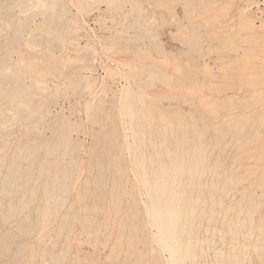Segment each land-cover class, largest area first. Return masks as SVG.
Returning <instances> with one entry per match:
<instances>
[{"label":"bare ground","instance_id":"obj_1","mask_svg":"<svg viewBox=\"0 0 264 264\" xmlns=\"http://www.w3.org/2000/svg\"><path fill=\"white\" fill-rule=\"evenodd\" d=\"M30 1L32 2V4L29 3V6H21V13L28 15V13H30L31 11L37 12L39 10L45 9L46 7L49 8V10L46 9L47 12L51 10H58L60 12V15L63 17H65L68 13L66 9L67 6H65L63 0H50L48 2L46 0ZM233 1L234 0H230L229 2L233 3ZM13 2L15 1L13 0ZM66 2H68V0ZM126 2L131 3L130 0H78V7L82 10L91 11L93 8H100L101 6H106L107 8H117L122 4H126ZM173 3H181L186 9L188 8V6L193 4V0H159L157 2L158 7H165L168 10H172V8H170V4ZM199 3V5L206 3L212 5L216 3V0H200ZM253 4L254 3L251 1V3L249 2V4L247 5V7L244 6V8L242 7L243 9L241 8V11H237V13L240 12V14L238 15V18H240L238 20L240 21L237 25H235L233 19L230 16L228 18L227 11H229L230 8H226L217 10V14L207 16L205 19L203 18V14L200 15L204 19L205 24L201 25L203 23L202 22L200 25L197 24L196 27L192 26L196 29L200 27H206V29L208 28L210 31L206 34L210 35V37L213 38V40H208L206 42L208 44L209 50L206 49L205 51L207 52H205L204 57H202L206 59H204L201 65L197 66L201 69L200 73L202 74L204 81H195L197 87L193 88V90L174 87V79L172 78V75L169 74V72L173 73L175 71L176 73V70H170L168 72V68L171 67L169 66V63L167 61L159 60L153 56L147 55V53H144L141 50H137L136 52V54L139 56V59L141 60H139L140 63H137L133 60H129L126 62H124L125 60L122 61V64L126 65V67H130V70L134 69L139 72L138 75H141V71L146 72V81L148 84L153 82V79L156 76L160 77L161 82L165 88H159L160 90L151 92L143 90L140 87H138L137 90H134L130 83L127 81V83L119 90L120 93L118 94V98L120 97L119 99L121 100H131V102L127 105L126 112L124 111L126 114L124 116H127L130 119L129 123L132 124L131 122L133 121V119H135L136 116L140 117V123L138 124V126L135 124V127H138V134L137 136H133L134 148L138 150H152V152L150 153L141 152L135 158L132 157L131 163L133 165V160L135 159L136 169L138 172H140V175H138V177L136 178H139V181L141 183L140 187L141 189L142 187L144 188V190L142 189L144 191L142 193H145V198H147V202L140 203L143 205L144 210L147 213L148 221L143 222V224L141 225L140 223L136 224L135 222V225L132 227L134 230L131 228L134 231V236H125V231L126 229H128L127 225L121 224L116 220V215L118 214V212L121 213V211H118L119 203H121V200L118 197L114 196L112 200H110L111 198H109L110 201L109 203L107 202V208L99 209L96 207L91 209H78V212L80 213L101 212L104 214L102 220L99 223H96L92 218H83L85 233L88 236L87 241H92L95 245H102L103 247H106L111 235L116 233V237L113 238L114 246L112 248L111 246H108L110 247L108 254L109 257H113L115 259L111 264H120V258L122 259L121 264L129 263L131 261H134L135 264H144V262L145 264L161 263L162 260L158 258V256L160 257L161 255L158 254L157 256L155 254H152L150 250L149 251L151 255H149L147 252L138 249V246L140 244L144 243V245H147L145 233L148 225H150L149 227L154 228L157 234L158 238L157 240H155L156 242L159 241V244L157 243V246H161L160 248L167 252L169 256V264H225L226 262L230 264H246V259L248 258L247 250L249 247V245L246 243L247 241L251 240L256 230H258L259 235L257 241L254 244V249L256 250L257 259L261 263H264V207L262 205L264 201V22H261L259 26H256V15L254 16L252 13H249V7ZM132 5L133 10L136 13V22H134L131 26H138L140 30L145 31L149 24H138L139 20L141 19L140 14L142 12L140 3L137 1H132ZM225 5L229 7L227 1ZM8 7L9 3H7L5 0H0V21H3V25H0V37H3L5 39V42L7 43V46L4 49L2 48L4 51V55L0 58V102L4 103V105L0 106V186H2V194L4 192L6 193L7 189H15L16 191L17 189L22 188V186L26 185L31 180L32 174L30 173V170L34 165L33 161L35 155L39 151V148H41L32 143L18 145L14 150L15 153L13 152L14 157L10 158L8 166L4 167L7 155L6 151L11 148L5 140V137L8 135L7 130L11 127L19 126L20 132L26 135L27 133H29V131L31 132V129L29 130L27 126L23 125V123L21 122L22 119L32 117L43 118L46 113H49V111L47 110V105L44 102L45 99H42V96H44V94L46 93V78L47 76L51 77L50 75H61L64 71V68H66L65 66L67 65L66 63H63V60H66L65 58L63 59L61 57L57 59L50 49H47L42 57L38 58L36 49L39 48L37 45V38L43 32V27H36L38 24H34L32 22L34 24L32 25L34 28L32 27L30 32H27L26 20L19 19L14 24V21L12 20L13 18L7 19L4 17L5 10H8ZM19 7L20 6H18L17 8L19 9ZM33 9L37 11H34ZM216 9H219V7ZM204 10H206V8ZM9 11H11V9ZM212 11L215 12L214 9ZM165 12L167 14V10ZM24 14L22 16H24ZM198 15L195 16L198 18L193 17L194 21L202 19L199 18ZM172 19H174L173 16ZM68 21L69 25L65 30V33L52 30L50 31L48 29L49 31L46 32L47 39L59 41L62 48H64L67 44L72 45L73 47H71L74 49V51H78L77 54H79V51H83V49H87L86 51L89 52L93 48V46L91 48L89 45V32H87L84 27L86 25L83 23L82 24L84 26L79 25L78 22L73 20ZM153 23L155 24L156 22L153 21ZM178 25L180 27L179 37L182 40L183 44L186 43L194 45L196 43H199L200 41L195 39V37H203V34L197 33V31H194L193 29H191L190 32L189 27L181 25V23H178ZM12 26H14L13 33H11L9 36L5 35L7 29H10ZM82 31V36L87 43L84 45V47H80V44L78 45L77 43H74V41L77 40L76 36L79 35V33ZM25 33H27V42L26 44L23 42L25 45H23L25 51L21 54V56L17 53L19 58L18 56H16L17 60L15 59L16 61L14 63H8V60L6 61L5 58L8 57L10 52L12 51L11 47L14 46V44ZM190 35H194L193 40H190ZM208 35L207 37H209ZM218 37H224L225 39L218 40ZM152 38H154V35L152 36ZM118 39L119 38L116 37L114 41H117ZM153 40L154 39H152V41ZM155 47L157 49V54H167V52L163 50V48H161L159 44H156ZM18 48L16 47V49ZM13 52H11V55ZM92 52V56H94L95 52L93 49ZM197 52H201V48H199ZM197 54L199 56V53ZM146 59L149 60L148 63H145ZM67 60L65 62H67ZM78 60L81 61V63ZM78 60V63H76V60L73 61V63H75V65L79 63L82 64L84 58H80ZM180 67L181 66H179V68ZM85 68L87 70H91L92 66L90 68V66H88L87 64ZM186 68L190 69L189 67ZM179 70L182 71V69ZM60 77L61 76H59V78ZM89 79L90 77H88V75L83 76L82 80L79 83L77 82V85L80 86L82 84L85 90H89L88 92H91L90 89H93V86L91 88V82L89 81ZM25 80L28 81V84L24 83ZM142 83L144 84L145 82ZM68 86L71 87V85ZM51 93H53V91ZM188 94H191L192 97L194 96L195 98L200 100L198 101V108L200 109L202 107V112L207 111L208 127H205V129L191 128L189 124L193 123V121L189 123L188 121L180 117V115H176L175 113H172L171 115L167 112L159 111L160 109H158V112L155 113L150 105L145 104L144 101L145 98L151 100H171L172 98H175V100H183L182 102L194 100L190 99L191 95ZM50 97L53 96L51 95ZM36 100L37 103L34 104V101ZM46 100L49 101L48 99ZM201 100L206 101V103ZM200 102L206 105H204L203 107V105H200L202 104ZM84 104H86V102ZM205 106H207L208 110L203 111V108L204 110L207 109ZM121 110H119V112ZM124 112L122 114H124ZM156 117H159V122L156 121ZM254 117H256V121H253ZM157 123L162 124V127H154ZM36 124L38 125L39 123ZM66 124L67 125L64 124L63 126H68V123ZM34 126L35 125H32L33 128ZM205 131H209V138L207 142L202 143V133H204ZM38 135H41L40 132ZM25 139L28 138L26 137ZM252 139L255 140V142ZM62 141L64 140L62 139ZM65 141L63 142L64 144H66V146L64 145L66 147L65 150L68 151L69 147H71V143L73 142L69 139L68 141ZM44 142L46 141L44 140ZM17 143L18 142H16V144ZM77 143L76 145H78ZM45 144L44 146H46L48 143L46 145ZM57 144L58 145L55 148H46L47 151L50 153L52 149L57 150V148L59 147V141L57 142ZM76 145L74 144V146ZM70 150H73V148ZM122 155L124 154H119L114 160L115 164L118 162L116 164V167H118L120 160L123 159ZM22 161H25L24 163H27L28 166L23 168L21 166ZM51 164H47V166ZM80 166L77 165L76 162L72 159V161H70V167L67 170L64 169L61 178L56 176V173L53 174V177L56 176L54 182L51 184H47L45 189V193L47 195L52 192V195L48 198V205H46L48 206L47 208L57 210L60 206L63 205V203L65 202L63 196L67 195L71 188H74L72 187L73 185H76V183L73 182V176L75 171ZM3 168L6 169L7 172L4 175L1 174ZM59 170L61 171V169ZM117 170L119 171L116 174L120 173V177L118 179L122 180V176L124 175L125 171H121L123 169L119 168ZM47 173H50V170H48ZM205 176L208 177V184L207 189L204 192L202 188H204L205 185L203 184L202 178ZM77 178L78 177H76V179ZM82 179L83 178H81L80 180ZM78 180L79 178L76 182H78ZM84 181L86 182V180ZM32 182L34 183L35 181L32 180ZM129 183L130 181H128V184ZM140 183H138L137 185H140ZM42 184L44 183L42 182ZM85 184L88 185V182H86ZM93 187L96 186L93 185ZM112 187L115 190L124 192L123 184H121L120 182L112 183ZM75 190L79 189H77L76 187ZM131 190L132 191L130 195L134 199L135 189L131 187ZM126 191V195H128V190L126 189ZM29 194L32 195L33 193ZM45 196L46 195H44V201ZM75 196L77 197L76 199L78 201L79 197L77 193ZM203 196H205V198H203ZM4 197L6 198V196H2V198ZM82 198L83 195L81 196V199ZM73 199L76 200L75 198ZM139 200H141V198H139ZM28 201H26L24 204H21L22 207L19 206L21 208L20 212L27 210V206L29 203ZM79 202L80 201H78L77 203ZM140 203L135 204L134 220H137L136 215L139 214L138 207L140 206ZM12 204L13 203H11V201L8 202V207L6 208V211L10 216L7 217L4 214H0V217H2L5 223H7L9 219H12V217L16 215V206H13ZM0 213H2V210L0 211ZM18 216L16 218H18ZM48 216L51 215L48 214ZM59 216L61 217L62 215ZM255 216H258L257 220L255 219ZM68 219L69 217L66 215L60 219V223L62 225L60 229L57 228V230H59L60 232V235L63 233L64 226L67 224ZM14 221H16V219ZM36 222L38 221H35V223ZM35 223L34 227H38L37 225H35ZM217 223H219L222 227H225L226 231L222 228H216L214 224L216 225ZM20 226L21 225L18 224L16 226V230H18L19 232H21L22 230ZM45 226L44 228H46ZM103 230L105 232H103ZM28 231L31 232V230ZM28 231L26 230V232ZM113 231L116 232L113 233ZM107 232L108 234L104 235V233ZM201 232L203 233V237H201ZM227 233L230 234L232 239L238 244L232 249L231 252L226 253L222 249L216 248V238L219 237V239L223 241ZM29 234L32 235V232ZM75 234L77 235L78 233ZM102 234L103 238L100 237V235ZM150 235L154 236L151 233ZM152 236L149 237L152 238ZM52 238L54 237L52 236ZM9 239L11 238L9 237ZM63 240V250L59 251L57 255L50 254L49 264H62L63 262H66L68 260V252L71 249V242L74 243V241H71L70 234H67ZM38 243H40V241L37 242V245ZM157 251L158 250L156 249V252ZM40 255L42 256L43 254ZM76 259L77 258L70 260L68 264H82L85 262L82 261L81 263L79 259ZM202 259H206V261L199 262ZM41 261L43 262V260ZM85 264H99V262L97 260H87Z\"/></svg>","mask_w":264,"mask_h":264},{"label":"rangeland","instance_id":"obj_2","mask_svg":"<svg viewBox=\"0 0 264 264\" xmlns=\"http://www.w3.org/2000/svg\"><path fill=\"white\" fill-rule=\"evenodd\" d=\"M5 1L9 3L8 10H5V14H4L5 18L7 19L13 18L12 20L14 21V24L19 19L26 20V25H27L26 31L27 32H30V30L33 27L32 25H34L35 23L38 24L37 26L35 25L36 27H43L42 28L43 32L37 38L38 39L37 45L39 47V48H36L38 58L42 57V55L44 54V52H46L47 49H50L52 50L53 55L57 59L62 57L63 59L65 58L66 60L67 59L68 60L67 62H65L66 60L61 59L64 61L63 63L67 64L65 66L66 68H64V71L62 72L61 75H58V74L50 75L53 79L48 76L46 78V81H47L45 83L46 93L44 94V96H42V99L43 100L45 99L44 102L47 105V110L49 111V113L48 114L46 113L43 118L32 117V118L22 119L21 122L23 123V125L27 126L29 130L31 129V132L29 131V133H27L26 135L20 132L19 126H14V127H11L10 129L7 128L8 135L5 137L6 138L5 140H6V143L9 145V147L11 148H9L10 150L8 149V151H6L7 155H6L4 167H7L10 162V158L14 157V153H15L14 150L18 145H22L25 143H32L34 145H37V147L39 146L41 148H39V151H38L39 153L37 152V154L35 155V158L33 161L34 165L32 166L30 170V173L32 174V178L29 181L30 184L28 182L26 185L22 186V188L17 189L16 191L15 189L13 190L7 189L6 193L5 192L3 193L5 195L2 194V191H1L2 186H0V202H1L0 209L2 210V213L0 214H4L7 217L10 216L6 211V208L8 207L7 206L8 202L10 201L11 203H13L12 204L13 206H16V209H17L16 215H14L12 219H9L7 223H5L2 217H0L1 219L0 222H4V223H0V264H39V263L49 264V255L50 254L57 255L59 251L63 250V244H64L63 239L65 238L67 234H70L71 241H74V243L71 242V249L68 252V260L66 262H63L62 264H68L70 260H73L75 258H77L76 260L79 259L81 263L82 261H85L82 264H85L87 260H97L99 264H111L115 259L113 257H109L108 254H109L110 247L108 246H111V248L114 246L113 238L116 237V233H114L116 231H113L114 234L111 235L110 240L108 241V244L106 245V247H103L102 245H95L94 242L92 241H87L88 236L85 233V228L83 225V218H87V217L89 219L92 218L95 220L96 223H99L102 220L104 214L101 212H97V213L81 212L80 213L78 212V209L82 210L84 208L91 209V208H96V207L99 209L107 208L108 207L107 202L109 203V201L112 200L114 196V197H118L121 200L120 201L121 203H119V207H118V211H121V213L118 212V214L116 215V220L117 222H120L121 224L127 225L128 229H126L125 231V236H128V235L131 237L134 236V231H133L134 229L132 227L135 225V222L136 224L140 223L141 225L143 224V222L148 221L147 213L144 210L143 205L141 204V203L147 202V198H145V193L144 194L142 193L144 192L143 191L144 188L142 187L143 190L141 189L140 187L141 183L139 181V178L138 179L136 178L138 177V175H140V172H138L136 169L135 159L133 160V165L131 163H132V157L135 158L141 152L150 153L152 152V150L151 149L138 150L134 148L133 136H137L138 134L137 126L140 123V117L136 116L135 119H133V121L131 122L132 124L129 123L130 121L129 117L124 116V115H126L125 114L126 108H127V105L131 102V100L130 99L121 100L119 99L120 97L118 98L119 96L118 94L120 93L119 90L122 88V86H124L127 83V81L130 83V85L132 86L134 90H137L138 87H140L143 90L151 92V91H156V90L165 88L161 82L160 77L156 76L153 79V82L151 83L149 82L150 84H148L146 81L147 80L146 72L141 71L140 73L141 75H138L139 72H137L134 69H131L133 71L132 73V71L130 70V67L128 66L126 67V65H123L122 61L125 60L124 62H126L129 60L130 61L133 60L137 63H140L141 60L139 59V56L136 54V52L137 50H141L142 52L147 53V55L153 56L159 60L167 61L169 63V66L171 67V68H168V72L170 70H176V73L175 71L173 72L174 74L169 72V74H171L172 78L174 79V87H181V88L193 90V88L197 87V84L195 81H198V82L204 81V78L202 74L200 73L201 69L197 66L201 65L204 59H206V58H202L204 57L205 52H207L205 50L206 49L209 50L208 44L206 42L208 40L209 41L213 40V38H211L210 35L206 34L210 30L208 28L206 29V27H200L196 29L195 27L197 26V24L200 25L203 22L201 25H204L205 24L204 19L207 16L217 14L216 13L217 10L230 8V10L227 11L228 18L230 16L233 19V22L235 23V25H237L238 22L240 21L238 20L240 19L238 18V15L240 14V12L237 13V11H241L242 7L243 8L244 6L247 7L249 2L251 3L252 1L254 4L249 7L250 8L249 13H252L254 16L256 15L255 24L256 26H259L261 22H264V2L263 0H234L233 3H231L229 2L230 0H216V3L212 5L208 3L199 5L200 0H193V4L188 6V8H186L187 10L184 8V6L181 3L170 4V8H172V10H168L165 7H160V6L158 7L157 2L159 0H130L131 3L126 2V4H122L121 6L117 8H113V7L107 8L106 6H101L100 8H93L91 11H86L78 7V0H68V2H66L67 0H63V3L65 4V6H67L66 9L68 12L67 15L63 17L60 15V12L58 10L57 11L51 10L47 12V10H49V8L47 7L42 10L38 9L39 11L33 9L34 11H37V12L31 11L27 15V14L21 13V6L22 5L29 6L30 4H32L30 0H23V1L14 0L15 2H13V0H5ZM46 1L48 2L50 0H46ZM132 1H137L141 5V9H142V12L140 14L141 19L139 20L138 24L139 25L149 24L148 27L145 29L146 33H148L149 35L146 34L145 31L140 30L138 26H131L134 22H136L135 20L136 13L133 10ZM204 1H208V0H204ZM226 1H227V4H229V7L225 5ZM18 6H20L19 9L17 8ZM218 7L219 9H216ZM205 8L206 10H204ZM237 8H240V9H237ZM10 9L11 11H9ZM164 9L167 10V14L165 12L166 10ZM213 9L215 12L212 11ZM23 14L24 16H22ZM202 14L204 15L203 16L204 19L202 18V16H200ZM197 15L199 16V18H202V19L194 21L193 17ZM172 16L174 17V19H172ZM195 18H198V17H195ZM68 20L76 21L79 23V25H83V24L86 25V26L84 25L83 26L85 27L87 32H89V37H90L89 45L91 48L93 46L92 49L95 52L94 56H92L93 52L91 48H90L91 50L88 49L90 50L89 52L86 51L87 49H83V51L81 50L79 51V54H77L78 51H74V49L72 48L73 47L72 45L67 44L64 48H62L61 43L59 41L57 40L53 41L51 39H47L46 32L49 30L65 33V30L67 29L69 25ZM153 21H155L156 23L154 24ZM178 23H181V25H185L189 27V31L193 29L194 31H197V33L203 34L202 35L203 37H199V38L195 37V39H197L198 41L200 40L199 43H196L194 45L186 44V43L183 44L182 40L179 37L180 27ZM0 25H3V21H0ZM192 26H195V27L193 28ZM13 31H14V26H12L10 29H7L5 35L9 36L11 33H13ZM82 33L83 31L80 32L79 35L76 36L77 40L74 41L75 44L76 43L78 45L80 44L79 45L80 47H84V45L87 44L82 36ZM26 34L27 33H25L14 44L15 47L14 46L11 47V50H12L11 52L13 51L14 52L12 53V55L10 52L9 56L5 58L6 61L8 60L7 61L8 63L10 64L14 63L17 60L16 56H18V54L21 56V54L25 51L24 43L26 44L27 42ZM153 35H154V38H152ZM207 35L209 37H207ZM116 37L119 39L117 41H114ZM190 37H189L190 40L194 39V35H190ZM152 39L154 40L152 41ZM217 39L223 40L225 38L218 37ZM156 44H159L161 48H163V50L167 52V54L165 55L157 54V49L155 47ZM6 46H7V43L5 42V39L3 37H0V58L4 55L3 49ZM16 47L17 48L19 47L20 49L19 48L16 49ZM199 48H201V52H197ZM197 53H199V56ZM188 56H190L191 59ZM80 58H84V61L82 62V64H80L81 61L78 60ZM73 59L76 60V63H78V61L80 63L75 65V63H73V61L75 60ZM93 61H94V64H93ZM68 62L70 63V65ZM148 62L149 60L146 59L145 63H148ZM87 64L88 66H90V68L92 66L91 70H87L85 68ZM179 66L181 67L179 68ZM185 66L189 67L190 69H187ZM179 69H182V71H180ZM195 69H196V72H195ZM84 70H87V71H84ZM87 75L88 77H90V79H92V80L89 79V81L91 82V88L93 86V89H90L91 92H88L89 90H85L82 84L80 86L77 85L82 80V77L87 76ZM59 76L61 77L59 78ZM142 82H145V83L143 84ZM24 83L28 84V81L25 80ZM68 85H71V87ZM52 91L53 93H51ZM48 93H50L53 97H50L51 95ZM188 95H191V94H188ZM46 99H48L49 101H47ZM190 99H194V100L182 102L183 100L182 101L175 100V98H172L171 100L170 99L169 100L168 99L151 100V99L145 98L144 101H145V104L150 105V107L153 109L155 113L158 112V109H160L159 111H164L171 115L172 113H175L176 115H180V117H182L189 123L193 121V123L189 124L191 128L205 129V127H208V116H207V111H206L208 110V108L207 106H205L207 109L204 110L203 108V111H206V112H202L201 111L202 107L200 109L198 108L199 107L198 101L200 100H198L194 96L192 97V95ZM85 102L86 104H84ZM203 102L206 103V101H203ZM36 103H37V100L34 101V104ZM1 105H4V103L0 102V106ZM200 105H203L204 107V105L206 104L202 103ZM119 107L120 108L122 107L121 108L122 110ZM118 109L121 111L119 112ZM195 111L198 113H196ZM123 112L124 114H122ZM156 121L159 122V117H156ZM253 121H256V117L253 118ZM36 123H39V124L37 125ZM66 123H68V126H63L64 124L67 125ZM135 124L137 125L136 127H135ZM32 125H35L34 128L32 127ZM160 126L162 127V124L157 123L154 127H160ZM39 132L41 135H38ZM61 134H63L64 136ZM33 135H36V136H33ZM26 137L28 139H25ZM208 138H209V131H205L204 133H202L201 142L202 143L207 142ZM62 139L64 141L65 140L68 141L69 139L73 142L71 143V147H69L68 151L65 150L66 144L63 143L64 141H62ZM44 140L46 142H44ZM53 140H54V143H53ZM56 141L57 142L59 141V147L57 148V150L52 149V151L49 153L46 148L48 147L55 148L58 145ZM253 141L255 142V140ZM16 142L18 143L16 144ZM45 143L46 144L48 143L49 145L48 144L46 145ZM76 143L78 145H76ZM44 144L46 146H44ZM74 144L76 146H74ZM72 148L73 150H70ZM132 149L134 153L132 152ZM119 154H124V155H122L123 159L120 160L118 167H116V164L118 162L115 164L114 160ZM72 159L76 162L77 165L79 166L81 165L75 171L74 176H73L74 177L73 182H75L76 185H73L72 187L74 188H71L68 194L63 196V199L65 200V202L57 210L47 208L48 206L46 205H48L47 204L49 200L48 198L49 196L52 195V192H50L49 195L45 193L46 185L53 183L56 176L61 178L62 172L64 171V169L67 170L70 167V161H72ZM24 162L25 161H22L21 163V166L23 168L28 166V164ZM49 162H51L52 164ZM47 164H51V165L47 166ZM35 166H38V167H35ZM118 168L123 169L121 171H125L124 175L122 176L123 177L122 180L118 179L120 177V173L116 174L119 171L117 170ZM124 168H127V169H124ZM26 169H29V168H26ZM47 169L50 170V173H47L48 171ZM59 169H61V171ZM6 173H7L6 169L3 168L1 171V174L4 175ZM54 173H56L55 177H53ZM76 177L79 178L78 182H76L78 179V178L76 179ZM33 178H36V179H33ZM81 178H83L82 179L83 181L80 180ZM32 180H34L35 182L33 183ZM84 180L88 182V185L85 184L86 182ZM128 181H130L129 184H128ZM202 181H203V184L205 185V187L202 189L205 192L207 189L208 177L207 176L203 177ZM42 182L44 184H42ZM114 182H120L121 184H123L124 192H120L118 190L113 189L112 183ZM138 183H140V185H137ZM93 185L96 187H93ZM75 186L79 190H75L76 189ZM131 187L135 189L134 199L130 195L132 191ZM126 189L128 190V193H127L128 195H126V192H127ZM29 193L31 194L33 193V194L30 195ZM76 193L79 197L78 198V201H80L79 203H77L78 202L76 199L77 197L75 196ZM81 194L83 195L82 199H81V196H82ZM44 195H46L45 201H44ZM2 196H6V198L5 197L2 198ZM31 196H32V199H31ZM73 198H75L76 200H74ZM109 198L111 199L109 200ZM139 198H141V200H139ZM203 198H205V196H203ZM26 201L29 202L27 206V210L20 212V209H21L20 207H22L21 204H24ZM44 202H45V205H44ZM136 203L138 204L140 203V206L138 207L139 214L136 215L137 220L136 219L134 220ZM262 205L264 207V201ZM125 208L126 209L129 208V209L126 210ZM60 210L63 212H61ZM48 214H50L51 216H48ZM59 215H62V216L60 217ZM65 215L68 216L69 219H68L67 224L64 226L63 233L60 235V232L59 230H57V228L60 229L62 225L60 223V219L64 217ZM17 216L18 218H16ZM55 217L58 218L59 220L56 219ZM257 218L258 216H255L256 220ZM15 219L16 221H14ZM45 219L48 225L46 224ZM41 220H43L44 222ZM35 221H38L36 222L38 224H36ZM34 223L38 227L36 226L34 227ZM80 223L82 227L80 226ZM17 224L21 225L20 226V228L22 229L21 232L16 230ZM44 226L46 228H44ZM149 226L150 225H148V227L146 226L147 229L145 233L147 245H144V243L140 244L138 246V249L141 251L147 252L149 255H151L152 253L158 256L159 254L161 256L160 257L158 256V258L162 260L161 263L159 264H169L170 262L168 260L169 256L167 252L164 251L162 248H160L161 247L160 245H159L160 247L157 246L159 244V241L157 242L155 241L158 238L157 234L154 228L149 227ZM214 226L216 228H222L223 230L226 231V228L222 227L219 223H217L216 225L214 224ZM26 230L27 231L31 230L32 235L29 234L31 233L30 231L26 232ZM17 231L20 234H18ZM103 232L105 231L103 230ZM75 233H78V234L76 235ZM150 233L153 234L154 236L150 235ZM107 234L108 232L104 233V235H107ZM148 235L152 236V238H150ZM258 235H259L258 230H256L251 240L247 241L246 243L249 245L248 250H247L248 258L246 259V264H264V263H261L257 259L256 250L254 249V244L258 239ZM52 236L54 238H52ZM9 237L12 240L9 239ZM100 237L103 238V234L100 235ZM201 237H203L202 232H201ZM39 241L40 243H38L37 245V242ZM85 242H88L89 244ZM216 242H217L216 248L222 249L226 253L231 252L232 249L236 247L238 244L232 239V237L228 233L225 235L223 241L220 240L219 237H217ZM156 249L158 250L157 251L158 253L156 252ZM149 250L151 251V253ZM42 251L45 253H43ZM40 254H43V255L41 256ZM75 254H76V257H75ZM160 259H159V262H160ZM41 260H43V262ZM204 261H206V259L205 260L202 259L199 262H204ZM119 262L120 264L122 263L121 258L119 259ZM132 263L135 264L134 261H131L125 264H132ZM225 264H230V263L226 262Z\"/></svg>","mask_w":264,"mask_h":264}]
</instances>
